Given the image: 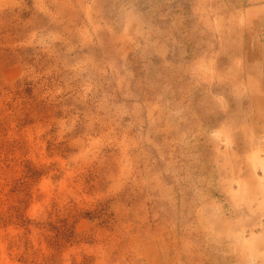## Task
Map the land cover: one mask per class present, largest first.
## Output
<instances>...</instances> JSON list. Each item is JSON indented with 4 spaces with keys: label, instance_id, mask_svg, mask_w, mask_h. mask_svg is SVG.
<instances>
[{
    "label": "rangeland",
    "instance_id": "374dc122",
    "mask_svg": "<svg viewBox=\"0 0 264 264\" xmlns=\"http://www.w3.org/2000/svg\"><path fill=\"white\" fill-rule=\"evenodd\" d=\"M0 264H264V0H0Z\"/></svg>",
    "mask_w": 264,
    "mask_h": 264
}]
</instances>
